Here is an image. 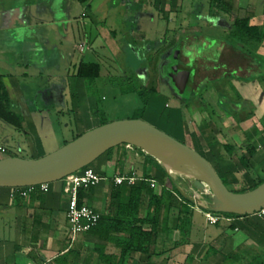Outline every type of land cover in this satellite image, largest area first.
<instances>
[{"label": "crops", "instance_id": "0c3cea01", "mask_svg": "<svg viewBox=\"0 0 264 264\" xmlns=\"http://www.w3.org/2000/svg\"><path fill=\"white\" fill-rule=\"evenodd\" d=\"M55 2L0 0V76L4 77L11 100H23L24 97L13 98L12 87L7 83L12 82L10 77L17 73H26L22 77L28 76L34 58L41 61L48 57L46 51L51 42L48 39L50 36L57 44L55 53L60 54V77L76 82L79 87L82 80H88L78 77L79 67L83 63L98 64L92 60L85 61L82 55L96 56V48L99 49L96 43L99 40H103L104 46L116 56L123 47L117 43L122 40L118 38V26H126L123 34H128L132 41L133 36L137 35L146 40L147 31L140 25L146 19L152 22L157 20L163 25L161 30L158 28L160 36L157 39L165 42V45L152 62L149 56L154 48H148L145 54L138 49L135 57L139 64L133 71L143 87L148 85L159 94L163 86L165 92H160V95L171 96L169 87L161 80V70L169 54L181 45L180 62L184 56L182 65L185 67L188 65V55L185 53H196V45H193L196 36L206 35L201 38L202 43L205 45L207 40L216 41L217 50L213 49L215 53L202 57L196 55L198 90L190 95L196 97L209 82L230 77L236 80L237 88L242 93L247 92L252 100H230L227 96L221 100L213 91L205 88L207 100H204V95L199 102L193 97V100H182L180 107L168 116L164 115L166 110L158 108L157 119L161 122L167 120V125L174 131L191 130L188 134L183 132L184 142L195 145L205 154H209L211 149L200 129H205L211 140L214 137L218 142L214 150L223 164L218 160L215 162L224 171L232 190L239 191L260 180L258 172L264 171L257 170L264 167V95L261 97L260 94L264 92L260 91L257 80L264 78V41L246 45L233 38L232 31L236 20H246L264 32V0H208L209 4L204 5L205 11L200 15L207 25L203 27L204 30L189 25L183 16L185 0H92L87 5L78 0H59L60 12L52 8L50 12L43 9L44 5L51 7ZM151 10L154 13H150ZM58 13L60 20L56 18ZM215 24L223 28L218 29V32H222L218 33L222 35L220 40L209 34L218 28ZM56 31L59 32L58 36ZM218 45L220 47L217 48ZM100 78L101 74L94 80ZM126 82L131 83L128 78ZM251 102L255 106V120L247 123L241 119L236 121L233 113L242 111ZM207 107L210 113L206 111ZM165 108L170 107L166 104ZM99 126V122H91L83 133ZM225 146H231L232 153L227 152ZM0 148V153L5 152L2 145ZM59 148L60 143L52 151H43L36 158ZM135 149L120 146L111 156L96 161L91 168L105 180L88 190H81L80 203L101 215H108L112 193L119 187L114 183L115 177L136 174L145 180L157 182L147 179L157 173L147 159L150 156ZM251 150V165L245 168L241 159L249 157ZM6 157L9 156H0V159ZM231 170L233 173H228ZM155 192L159 196L165 194L156 254L150 259L133 256L128 264H260L264 260V215L261 213L239 218L227 217L212 226L208 224L204 212L195 208L189 241L176 247L180 240V231L175 228L177 203L171 204L172 190L168 185L159 184ZM11 195L12 189L0 188V264H108L100 261V247L106 256L120 255L121 251L114 243L102 240L96 232L72 238L64 180L50 184L48 193L36 190L27 198H12ZM144 204L147 205L146 199ZM146 215L147 211H142V217Z\"/></svg>", "mask_w": 264, "mask_h": 264}, {"label": "rangeland", "instance_id": "374dc122", "mask_svg": "<svg viewBox=\"0 0 264 264\" xmlns=\"http://www.w3.org/2000/svg\"><path fill=\"white\" fill-rule=\"evenodd\" d=\"M207 3L209 4L208 0H185L183 16L186 17L189 25L194 28L207 26L202 22V16H200L205 11L204 5ZM45 6L43 9H47L48 12H50V8L60 10L59 0H56L51 7ZM150 13H154V11L151 10ZM56 18L60 20V13L57 14ZM219 26L216 25V28H218H214L209 33L210 36L214 35L217 40L222 38V35L218 34L220 33L218 29L223 28ZM125 27L123 25L118 26V38L122 40H118L117 43L123 47L122 49L120 48V53H117L116 56L111 52L110 48L104 46L103 40H99L96 43L99 49L103 47L101 50L96 48L98 52L96 56L94 54L91 56H89L90 54L82 55L85 61L92 60L101 66V78L98 80H82L79 87L76 82L60 77V54L55 53L54 48L57 44L53 42L49 35L48 39L51 42L49 43L48 51H46L48 57L43 58L41 61L40 58H34L32 60L33 64L30 67L31 69L29 68L30 73H27L28 76L22 77L26 73L13 74L10 77L12 82H7L12 87L13 98L18 99L20 95L24 97L23 100H11L10 98L14 110L23 119V125L21 129H17L0 121V145L5 148V152L0 153L1 157L12 155L22 159H39L36 157L41 152L52 151L58 143H60V148H62L83 135L84 128L91 122H99L102 126L116 121L142 119L174 136L177 140L184 141V133L188 134L191 130L187 131L185 128L184 131H174L167 125V121H158V116L156 115L158 108L166 110L165 116L174 112L173 110L180 107L181 96L176 95L173 91H171V96L168 94L164 96L160 95V92L162 94L165 92L163 91V86L159 90V94L153 93L148 85H145L143 88V84L137 81L136 73L133 71L139 64L137 57H135L137 56L136 53L138 54V49L145 54L149 51L148 48H154L149 56L151 62L156 58L157 53L163 49L165 42L159 40V38L157 39L158 32L162 29L163 25L157 20L152 22L146 19L140 25V27L145 28L147 31L146 40H142L143 37L137 35L133 36V41L128 34H123L126 32ZM120 30H124V32H120ZM56 33L58 36L59 32L56 31ZM50 34L54 33L50 32ZM204 36H200V34L196 36L197 40L193 42V45H196L194 48L195 54L192 52L193 55L188 52L185 54L195 58L196 55L197 57H202L215 53L217 49L213 52L211 41L209 42L206 39V44L202 43L203 39L201 38ZM114 37L116 38V36ZM140 47H143V49ZM127 78L130 79L131 83L126 82ZM161 80L162 84L170 87L169 78L165 74L161 73ZM4 83L7 85L6 82ZM257 83L260 86V91L264 92V78L260 77ZM205 88L213 91L221 100H224V96H227L230 100H252L247 92L242 93L237 88L236 80L230 77L209 82L200 90L196 97L189 95L188 99L193 100L191 99L193 97L199 102L204 95V100H207ZM140 90L144 91V99L140 96ZM260 95L262 97L264 93ZM166 104L170 108L166 109ZM250 104V106L243 107L242 111L239 110L233 113L236 121L241 119L247 123L255 120V115L253 114L255 106L252 102ZM206 109L210 113L209 107ZM187 118H189L188 114ZM183 143L200 151L191 143ZM116 150L117 148L113 149L112 153ZM213 165V167L218 169V165L214 162ZM260 169H264V167L257 170ZM159 172L162 174L161 171ZM258 173L261 178H264L263 170H260ZM222 178L228 183L224 175H222ZM165 183L172 189L170 181L166 178Z\"/></svg>", "mask_w": 264, "mask_h": 264}, {"label": "water", "instance_id": "95a60500", "mask_svg": "<svg viewBox=\"0 0 264 264\" xmlns=\"http://www.w3.org/2000/svg\"><path fill=\"white\" fill-rule=\"evenodd\" d=\"M211 47L216 50V41ZM181 51V45L174 48L161 71L171 79L178 96L182 97L188 82L194 79L195 70L179 69ZM188 65L195 67L193 56H188ZM124 145L164 157L192 176L197 181V189L207 187L208 196L186 190L166 166L151 157L166 171L179 194L201 211L245 217L259 214L264 209V183L244 193L230 190L212 164L197 150L142 119L99 126L39 159H0V188H28L63 181L92 166L110 150Z\"/></svg>", "mask_w": 264, "mask_h": 264}, {"label": "trees", "instance_id": "16d2710c", "mask_svg": "<svg viewBox=\"0 0 264 264\" xmlns=\"http://www.w3.org/2000/svg\"><path fill=\"white\" fill-rule=\"evenodd\" d=\"M78 1L83 5H87L92 0ZM232 37L246 45L251 43L259 44L264 41V33L262 29L256 25H250L246 20H236L232 31ZM100 74L101 66L99 64L86 63H83L79 67L77 73L79 78L90 80L99 78ZM151 91L153 93L155 92L154 90ZM143 92V90H140V96L144 99L145 94ZM0 121L17 129H21L23 125L21 115L14 110L11 104L10 96L4 83L3 76H0ZM200 132L206 141H208L211 152L209 155L198 151L197 149L195 150L205 157L212 164V166H214L213 162L215 164L217 163L215 162L217 160L218 163H222L219 154H217L214 150L215 145L218 144L216 139L213 137L211 140L210 136H207L205 129H200ZM224 148L227 152L232 153L231 146H225ZM112 151L113 149L107 152L104 156H111L113 154ZM139 151L141 154H144L141 150ZM9 157L13 156L9 155ZM252 157L253 152L251 150L249 152V157L245 156L241 159L242 166L249 168L251 165L250 159ZM147 159L157 172L155 175L149 176L147 179L157 180V187L159 184L163 186L166 185L165 178L168 179L172 185V193L170 194L171 204L177 203L176 205L178 206V217L175 221V228L180 231V240L176 243V247H180L189 241L193 224V213L196 207L179 194L170 177L157 161L151 157H148ZM219 167L220 166L217 167L218 169L214 168L222 178L224 171ZM159 171H161L162 174ZM228 173H233V171L231 170V172ZM222 180L229 188V183H226L223 178ZM263 183L264 178H260L259 181L251 185L244 186L239 191H232L236 193L248 192L256 189ZM155 190L156 188H152L150 182L139 181L135 185L123 184L113 191L110 200L109 214H102L99 224L90 232H96L102 240L114 243V245L120 249L121 253L119 256H106L103 251L104 249L100 247L98 250L100 254L99 258L102 263L128 264L129 260L133 256L139 255L143 258L150 259L156 254L155 245L157 244L159 235L161 212L164 206L165 194L159 196L156 194ZM145 199L147 200V205L144 204ZM144 210L147 211V215L142 217V211ZM219 215L224 218H239V216L232 214ZM148 228H150V230ZM112 235L116 236L112 237ZM60 262L62 261L60 260ZM260 264H264V260H262Z\"/></svg>", "mask_w": 264, "mask_h": 264}, {"label": "built area", "instance_id": "2783aa9c", "mask_svg": "<svg viewBox=\"0 0 264 264\" xmlns=\"http://www.w3.org/2000/svg\"><path fill=\"white\" fill-rule=\"evenodd\" d=\"M221 1V0H217ZM128 148H134L127 146ZM2 150V148H0ZM105 180L104 177L97 174L94 169L88 167L83 171L67 177L65 181V193L69 199V205L67 210V218L69 223L70 235L75 239L80 234H85L93 230L101 220V214L95 211L93 208L86 204L80 203V191L88 190L97 186L101 181ZM139 181H148L152 188H157V183L154 180H145L138 177L136 174L131 176H117L114 178V183L117 186L123 184L135 185ZM40 190L42 193H48L50 190V184H43L40 186H33L28 188H15L12 189V198L17 196L27 198L30 194ZM204 212V211H203ZM208 224L214 226L220 223L224 217L219 214L204 212ZM264 215V209L261 211Z\"/></svg>", "mask_w": 264, "mask_h": 264}, {"label": "bare ground", "instance_id": "6f19581e", "mask_svg": "<svg viewBox=\"0 0 264 264\" xmlns=\"http://www.w3.org/2000/svg\"><path fill=\"white\" fill-rule=\"evenodd\" d=\"M144 154L156 158L162 165L166 166L170 172V174L176 178V180L181 184L183 188H185L188 191H192L195 194H198L200 196H208L210 195V191L207 187H200L197 189L194 187L196 186L197 181L190 176L188 173H186L184 170L180 169L178 166L175 164L169 162L167 159L164 157L160 156H155L149 152L142 151Z\"/></svg>", "mask_w": 264, "mask_h": 264}, {"label": "flooded vegetation", "instance_id": "af4514ba", "mask_svg": "<svg viewBox=\"0 0 264 264\" xmlns=\"http://www.w3.org/2000/svg\"><path fill=\"white\" fill-rule=\"evenodd\" d=\"M183 60H184V56H182V59H181V62L179 64V69L181 70H187V71H192V70H195V75H194V79L193 80H190L187 84V87H186V91L184 93V95L181 97L182 100H188L189 98V95L192 93V92H195L198 90L197 88V84L196 83V75H197V69H196V66L193 67V66H189V65H186L185 67H183L182 63H183ZM169 82H170V91H173V93L175 92L176 95H178L174 85L172 84V81L171 79L169 78Z\"/></svg>", "mask_w": 264, "mask_h": 264}]
</instances>
